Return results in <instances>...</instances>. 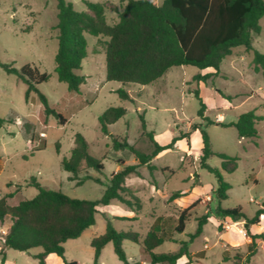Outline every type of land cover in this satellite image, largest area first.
<instances>
[{
    "label": "rangeland",
    "instance_id": "1",
    "mask_svg": "<svg viewBox=\"0 0 264 264\" xmlns=\"http://www.w3.org/2000/svg\"><path fill=\"white\" fill-rule=\"evenodd\" d=\"M66 1L71 2L77 11L87 10L84 0ZM87 1L106 4L107 21L110 24L118 22L119 16L113 6L120 9L123 6L121 0ZM152 1L161 4L164 0ZM57 13L56 0H0V61L17 68L29 63L48 72L51 77L41 83L39 89L57 111L69 118L65 125L59 124L55 116L45 119L40 115L41 102L37 95L31 93L27 101V85L0 66V117L6 120L0 124V198L13 193L7 200L9 205L17 204L22 198H33L38 190L28 184L35 178L43 187L60 190L73 198L101 199L111 174L122 167L119 161H124L125 165L137 162L129 148L116 149L111 136L102 133L99 121L102 113L109 107H124L125 116L109 127L110 134L149 154L153 145L143 132L140 115H144L146 132L153 131L159 144H168L174 136L188 133L191 124L206 123L198 117L200 103L193 93L196 88H200L207 104L205 116L215 122L204 125L212 149L239 160L232 174L222 170L219 157L212 156L207 161L210 166L218 168L231 185L227 199L219 201L212 193L217 187L215 175L200 164L201 134L196 132L191 138L177 141L173 149L161 152L150 162L156 166L152 172L145 164L138 169L139 175L128 177L126 186L128 184L130 191L142 202L136 220L128 216L135 211L119 201L100 205L96 223L79 238L69 239L64 244L66 262L51 254L47 264H68L71 261L78 264H122L112 243L105 245L95 262L91 241L105 232L107 218L117 230L138 231L143 239L156 217L163 216L167 219L163 230L166 241L155 251L176 252L179 241L189 240V235L196 231L197 219L204 215L209 218L202 234L189 244L191 261L182 257L177 264H264V241L257 240L256 253L246 263L244 257L251 238L246 233L244 221L235 222L216 213L219 206L223 209L241 207L244 214L252 218L258 209L264 208V70L255 72L253 69L254 51L264 53V17L260 20L261 32L252 33L253 50L235 47L232 54L223 59L218 75L199 84L193 80L194 75L214 70L175 66L161 79L145 86L130 84L124 87L119 82L107 81L103 42L108 38L100 41L98 37L86 34L88 55L80 70L86 83L77 94L68 92L67 84L60 82L55 73ZM122 87L130 100L119 96L117 90ZM218 89L232 98L222 96ZM250 110L263 117L256 122L258 136L255 140L240 138L235 127L222 125L235 122L242 113ZM77 133L86 138L90 153L102 159L105 168L100 172L86 168L76 180H71L72 174L63 168L62 161L70 157ZM87 173L99 177L102 182L84 180ZM79 180L84 182L78 185ZM196 182L199 185L193 187ZM17 186L18 191H15ZM175 191L188 192V195L169 201ZM194 203L185 231L175 232L179 214ZM10 224L7 221L0 229V253L6 255L5 264H39L33 255L40 253L42 248H33L29 252L4 248L2 236ZM250 231L264 234V214ZM123 247L132 263L151 264L140 245L126 240ZM1 258L2 255L0 264Z\"/></svg>",
    "mask_w": 264,
    "mask_h": 264
},
{
    "label": "trees",
    "instance_id": "2",
    "mask_svg": "<svg viewBox=\"0 0 264 264\" xmlns=\"http://www.w3.org/2000/svg\"><path fill=\"white\" fill-rule=\"evenodd\" d=\"M56 1L58 48L55 55V73L60 82L67 84L68 92L77 94L81 93V86L86 83L85 75L80 73L83 60L88 55L86 34L98 37L100 41L102 38H108L103 42L107 81L119 82L124 87L130 84L145 86L162 78L175 66L190 65L201 70L213 69L214 72L193 76V80L199 84L206 83L213 76L218 75L223 59L231 55L235 47L244 46L247 50H253L252 33L261 32L260 20L264 17V0H164L160 5L152 0H121L122 3L126 2V5L118 12V22L110 24L106 18L107 6L104 3L84 0L87 10L77 11L71 2ZM113 9L117 10L115 6ZM0 66L8 74L16 75L27 85L25 92L27 101L31 93L37 95L41 102L40 115L45 119L55 116L61 125L68 122V116L57 111L39 89V85L51 77L48 72H42L29 63L17 68L11 63L0 61ZM253 69L255 72L264 70V53L254 51ZM117 92L122 99L130 100L129 94L123 87ZM218 92L224 97L232 98L219 89ZM193 93L200 103L198 117L206 123L191 124L188 133L174 136L166 145H161L155 140L153 131L146 132L144 115H140L143 132L153 145V150L149 154L135 149L127 140L121 142L110 134L109 127L125 116L126 109L107 108L99 117L102 133L111 136L116 149L129 148L134 153L137 163L125 165V162L120 160L122 167L111 174L108 186L99 200L70 197L60 190L43 187L35 178H32L28 184L38 190L33 198H22L17 204L9 205L7 200L13 196V193L1 197L0 229L5 227L7 221L11 223L2 236L4 248L23 252L42 248L40 253L33 255L39 264H46V258L50 254H55L66 262L64 244L69 239L79 238L87 228L96 223L100 205L107 206L113 201H119L135 211L136 216L130 219L136 220L138 212L142 209V202L126 186V179L132 174L139 175L138 169L145 164L152 172L156 166L151 165L150 162L158 154L173 149L177 141L191 138L196 132L202 137L201 167L214 174L217 180V187L212 193L219 201L227 199L231 185L224 180L222 172L210 166L207 161L212 156L219 157L222 160V170L232 174L238 167L239 158L212 149L204 125L215 122L205 116L207 104L201 96L200 88H196ZM262 118L255 110H250L242 113L235 122L222 125L235 127L240 138L255 140L258 136L255 125L257 120ZM5 121L0 117V124ZM74 143L70 157L62 161L63 168L72 174L71 180H76L86 168L98 172L104 170L103 160L90 153L89 143L81 133L75 135ZM88 179L102 182L92 173L86 174L84 180ZM84 180H79L77 184H82ZM198 185L199 183L196 182L193 187ZM18 187L15 191H18ZM187 195L188 192L175 191L170 195L169 201ZM193 207L195 203L179 214L177 224L174 226L175 232L185 231ZM216 213L222 218L235 222L244 221L246 233L251 238L248 253L244 257V261L248 263L256 253L257 240L264 241V234H253L250 231L251 226L259 224L264 208L258 209L252 218L247 217L241 207L223 209L219 206ZM208 218V215H204L197 219L196 231L189 235V240L179 241L180 246L176 252L155 251L166 241L163 230L167 225V219L163 216L156 217L143 239L138 231L117 230L107 218L105 232L91 241L95 262L105 245L112 243L114 253L122 264H136L127 257L123 247L126 240L140 245L151 264H177L182 257L191 261L189 244L202 234ZM0 255H2L1 264H5L6 255L3 253ZM68 264H76V262ZM235 264L239 263L235 262Z\"/></svg>",
    "mask_w": 264,
    "mask_h": 264
},
{
    "label": "crops",
    "instance_id": "3",
    "mask_svg": "<svg viewBox=\"0 0 264 264\" xmlns=\"http://www.w3.org/2000/svg\"><path fill=\"white\" fill-rule=\"evenodd\" d=\"M153 2H155V1H153ZM155 3H156V2H155ZM156 4H157V3H156ZM161 4H162V3H161ZM125 5H126V2L123 3V6L120 7V9H119V7L117 6V7H118L117 10H113V11H115L116 13H118V12H120V11L123 10V8H124ZM157 5H160V4H157ZM106 10H107V9H106ZM208 69H211V68H208ZM205 70H206V69H205ZM165 74H166V73H165ZM165 74H164V75H165ZM160 79H161V78H160ZM164 145H166V144H164ZM136 161H137V160H136ZM136 163H137V162H136ZM136 163H135V164H136ZM120 168H121V167H120ZM120 168H118V170H119ZM126 181H128V178L126 179ZM127 187H128V184H127ZM136 196H137V195H136ZM177 200H178V199H177ZM112 203H113V202H112ZM138 215H139V214H138ZM138 215H137V216H138ZM128 216H129V217H134V216H136V213L133 214V213L130 212V214H129ZM124 242H125V241H124ZM50 255H51V254H50ZM50 255H48L47 258H46V264H47V259L49 258ZM54 255H55V254H54ZM185 258H186V257H185ZM71 262H76V261H71ZM76 264H78V262H76Z\"/></svg>",
    "mask_w": 264,
    "mask_h": 264
}]
</instances>
